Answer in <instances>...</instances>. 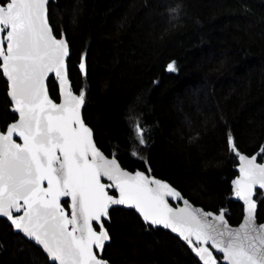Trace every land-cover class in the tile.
<instances>
[{"label": "trees", "instance_id": "16d2710c", "mask_svg": "<svg viewBox=\"0 0 264 264\" xmlns=\"http://www.w3.org/2000/svg\"><path fill=\"white\" fill-rule=\"evenodd\" d=\"M48 10L55 34L69 42V76L85 94L83 116L98 146L238 224L243 206L231 184L238 157L258 153L264 162V0H51ZM173 61L177 71L169 72ZM48 85L59 100L54 77ZM16 118L0 69V128ZM256 200L264 221V191ZM105 225L102 256L111 264H201L133 209L112 208ZM0 264L55 263L0 218Z\"/></svg>", "mask_w": 264, "mask_h": 264}, {"label": "snow or ice", "instance_id": "6c2138e0", "mask_svg": "<svg viewBox=\"0 0 264 264\" xmlns=\"http://www.w3.org/2000/svg\"><path fill=\"white\" fill-rule=\"evenodd\" d=\"M47 3L4 0L0 4V69L9 81L13 111L19 114L6 133L0 132V216L7 217L14 229L58 264H107L94 248L103 250L110 240L102 217H108L113 205L133 207L145 222L179 233L203 264H216V260L208 247L194 245L192 236L201 245L211 241L229 264H264V224H256V202L251 199L257 185L264 189V163H256L255 156H239L242 175L233 183L235 195L247 205L239 229L221 231L222 215L216 217L220 222L217 226L184 209L174 212L165 200L166 196H180L174 188L143 172L123 170L96 147L92 131L80 115L85 94L74 95L68 81L67 41L52 34ZM79 67L86 74L83 62ZM167 70L177 71L175 61ZM49 73L58 78L63 91L61 104L48 96L45 80ZM132 126L139 143L145 144V129L139 120L133 118ZM14 133L23 139L22 144L13 140ZM229 142L235 151L231 137ZM102 176L115 181L109 187L119 189V198L108 195ZM45 181L47 187H43ZM61 197L71 200L70 217L60 204ZM21 208L24 214L14 216L13 210ZM93 221L101 228L99 232Z\"/></svg>", "mask_w": 264, "mask_h": 264}, {"label": "water", "instance_id": "95a60500", "mask_svg": "<svg viewBox=\"0 0 264 264\" xmlns=\"http://www.w3.org/2000/svg\"><path fill=\"white\" fill-rule=\"evenodd\" d=\"M50 1H51V0H48V3H47V5H46V7H47V19H48V24H49V26H50L51 29H52V34H53L57 39L64 38V39L67 41V45H68V56L65 58V64H66V67H67V77H68V81H69L70 84H71V88H72L73 94H74V95H79V94H78L77 92H75V90L73 89L72 81H71L70 76H69V69H68V57H69V55H70V45H69V42H68V40H67L65 34H62L61 36H57V35L55 34L54 29H53V27H52V25H51V23H50V21H49V16H48V12H49V10H48V7H49V3H50ZM0 4H2V3H0ZM5 47H6V45H5ZM0 62H1V63L3 62V61H2V58H0ZM1 71H2V74H3V70H2V69H1ZM51 76L55 78V81H56V83H57V85H58L59 100H56V99H54V98L51 96V93H50V90H49V85H48V81H49V78H50ZM3 77H4V79L6 80V82H7V84H8V97H9L10 102H11V110H12L13 113H15V114L17 115V118H16L14 121H12V122H10V123L8 124V126H10L11 124H13V123H15V122H17V121L19 120V114H18V112L13 111V107H14V105H13V102H12L10 96H9V92H10L9 81L7 80V78H6L4 75H3ZM45 85H46V88H47L48 96H49V98L53 101V103H56V104H61V103H63V91H62V89H61V87H60V85H59L58 78L55 77L54 73H49V74H48V76H47V78H46V80H45ZM84 102H85V101H84ZM83 107H84V104H83V106H82L81 109H80V115H81V118H82L84 124H85L88 128L91 129V131H92V139H93V141H94L96 147H97V148L103 153V155H104L106 158H108V159H113V158H114L123 170H125V171H127V172H129V173H132V174H135V172H137V171H139V172H143V173H144L146 176H148L150 179H151V178H155V179H158V180L164 181V182H166L167 184H169L172 188H174V189L180 194V196H179V197H169V196H166V197H165V200L167 201L168 206H169L170 208H172L174 212H178V211H180L181 209H184V210L187 211V212H193V213H196V214L202 219V221H207L208 223H210V224H215V225H217V226H220V222L216 220V217L222 215V216H223L224 225H223L222 227H220V230H221V231H227V230L235 231V230L239 229L240 226L244 223V221H245V217H246V208H247V205H246V203H245V201H244L243 199H241V198H239V197H237V196L235 195V185H234V183H233V181L237 180V179L240 178L241 175H242V174H241V171H240V168H241V165H242L243 162L239 159V157H238V165H237V175H236L235 178L232 180L231 184H232V189H233V197H234V200L240 202V203L242 204V206H243V216H242L241 221H240L238 224H231V223L229 222V220L227 219L224 210H220L219 212H215V211L207 210V209H205V208H204L203 206H201V205L194 204L191 200H189L187 197H185V196L182 194V192H181L179 189H177L174 185H172L168 180L163 179V178H160V177H157V176H155V175H151V174H149V173H147L146 171L141 170V169H136V170L128 169V168L124 167V166L121 164V162L119 161V159H118L117 157H115V156H113V155H108V154H106V153H105V152H104V151L98 146V144H97V142H96V140H95V137H94V131H93L92 127H91L89 124H87L86 121H85V119H84V116H83ZM8 126H7V128H8ZM74 126H76V125H74ZM76 127H78V126H76ZM7 128H6L4 131L0 129V132H5V133H6ZM13 140H14L16 143H18V144H22V143H23V139H22L21 137H19V136H18L17 134H15V133L13 134ZM57 154L59 155V152H58ZM240 155L246 156V157H248V158H252L253 156H255V157H256V163H258V164H260V163H264V162H262V161L259 160L258 153H254V154H251V155L246 154V153H241ZM240 155H239V156H240ZM89 159H91V157H89ZM101 183H103V184L106 185L105 191L108 193L109 196H112V197H114V198H119V196H120L119 189H118L117 187H109L110 185H114V184H115V181L110 180V179H108L107 177L102 176V177H101ZM43 187H47V181L44 182ZM152 187H154V185H152ZM110 190H113L115 193H111ZM258 190H262V191H264V189H261V188L259 187V185H257V186L253 189L251 199L254 200V201L256 202V209H255V222H256L257 225H261V224H264V221H259L258 218H257L258 201L256 200V193H257ZM66 199L69 201V202H68V207H66V206L63 204V201L66 200ZM185 202H187V203H185ZM21 203H22V202H21ZM60 204H61V206L64 208L65 212H66V213L69 215V217H70V216H71V209H70L71 200H70V198H69V197H61V198H60ZM114 207H122V208H126V209H133V210H134V211L140 216V218L142 219V221H143L145 224H149V223H147V222L144 221V219L142 218L141 213H140L137 209H135V208H133V207H128V206H125V205H113V206H110V208H109V210H108V217H107V218H103V217H102L103 228L107 230L109 236H110V233H109V231H108V229H107V227H106V225H105V222L110 220V211H111V209L114 208ZM24 211H25V209H23V208H21L19 212H17V211L14 209V210H13V215H14V216H20V215H23V214H24ZM205 214H211V215H207V216H206ZM0 218H5V219H7L8 223L12 226L14 232L21 233L26 239H28V240L32 241L34 244H36L32 239H29V238H28L23 232L14 229V227H13L11 221H10L7 217L0 216ZM149 225H151V224H149ZM151 226H153V227H157V228H162V229H164V230H167V231L171 232L173 235H175L176 237H178V238H179V239H180L185 245H187V246L189 247L190 251H191V252L193 253V255L198 259V261H199L201 264H203V261H202V260L196 255V253L194 252L193 247H192L191 245H189L188 242L185 241V240L179 235V233L172 231L170 228H164L163 226H156V225H151ZM69 227L71 228V226H69ZM93 227L95 228V230H96L97 232H99V231L101 230V228L99 227V225H98L97 222H95V221H93ZM191 239H192V241H193V244L196 245V246H204V247H208V248L211 250L212 255L214 256V258H215V260H216V264H219V263H220V260L218 259V256L221 257V262H222V263H224V264H229V261H227V260L224 259V253L221 252L219 249L215 248V247L213 246V244H212L211 241H209L208 244H206V245H201V241L196 240L195 236H192ZM218 239H219V238H218ZM225 239H226V237H225ZM109 241H110V240H109ZM109 241H107V242L105 243V246L107 245V243H109ZM36 245H37V244H36ZM37 246H38V245H37ZM38 247H40V246H38ZM40 248H41V247H40ZM41 249H42V248H41ZM104 249H105V247H104ZM104 249H103V250H98V249H95V248H94V251L96 252L98 258L107 261V264H111L106 258H104V257L102 256L103 253H104ZM43 252H44V251H43ZM44 253H45V252H44ZM45 254H46V253H45ZM46 256L48 257L47 254H46ZM48 258H49V257H48ZM49 260H50V259H49ZM50 262H53V263H55V264H58V262H54V261H51V260H50Z\"/></svg>", "mask_w": 264, "mask_h": 264}, {"label": "flooded vegetation", "instance_id": "af4514ba", "mask_svg": "<svg viewBox=\"0 0 264 264\" xmlns=\"http://www.w3.org/2000/svg\"><path fill=\"white\" fill-rule=\"evenodd\" d=\"M54 99H55V98H54ZM14 114H15V113H14ZM15 115H16V114H15ZM16 116H17V115H16ZM13 121H14V120H13ZM7 126H8V125H7ZM6 128H7V127H6ZM6 128H5V129H6ZM0 129H1V128H0ZM5 129H4V130H5ZM1 130H2V129H1ZM4 130H3V131H4ZM110 192L113 193L114 191H113V190H110ZM114 193H115V192H114ZM66 200H67V199H66ZM67 201H68V200H67ZM68 202H69V201H68ZM63 204H64V203H63ZM64 205H65V204H64ZM65 206H66V205H65ZM66 207H68V204H67Z\"/></svg>", "mask_w": 264, "mask_h": 264}]
</instances>
